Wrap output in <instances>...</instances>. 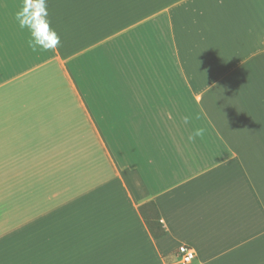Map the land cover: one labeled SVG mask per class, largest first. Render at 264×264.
I'll return each mask as SVG.
<instances>
[{
	"label": "crops",
	"instance_id": "0c3cea01",
	"mask_svg": "<svg viewBox=\"0 0 264 264\" xmlns=\"http://www.w3.org/2000/svg\"><path fill=\"white\" fill-rule=\"evenodd\" d=\"M46 2L33 51L0 0V264H264V0Z\"/></svg>",
	"mask_w": 264,
	"mask_h": 264
},
{
	"label": "clouds",
	"instance_id": "9594fccd",
	"mask_svg": "<svg viewBox=\"0 0 264 264\" xmlns=\"http://www.w3.org/2000/svg\"><path fill=\"white\" fill-rule=\"evenodd\" d=\"M15 20L21 29H27L30 39L29 47L33 51L38 49L51 50L57 48L61 38L51 26L46 0H23L22 6L15 13ZM184 123L189 122V117H183ZM203 135V129H195L188 137L194 141Z\"/></svg>",
	"mask_w": 264,
	"mask_h": 264
},
{
	"label": "trees",
	"instance_id": "16d2710c",
	"mask_svg": "<svg viewBox=\"0 0 264 264\" xmlns=\"http://www.w3.org/2000/svg\"><path fill=\"white\" fill-rule=\"evenodd\" d=\"M138 210L146 228L154 239L165 235L166 230L161 222L159 211L152 201L140 205Z\"/></svg>",
	"mask_w": 264,
	"mask_h": 264
},
{
	"label": "built area",
	"instance_id": "2783aa9c",
	"mask_svg": "<svg viewBox=\"0 0 264 264\" xmlns=\"http://www.w3.org/2000/svg\"><path fill=\"white\" fill-rule=\"evenodd\" d=\"M175 255L180 263L190 264L195 257V252L190 246L182 244L177 247Z\"/></svg>",
	"mask_w": 264,
	"mask_h": 264
}]
</instances>
